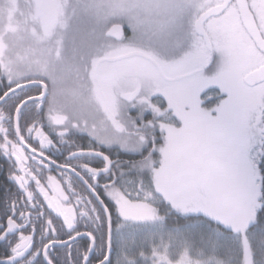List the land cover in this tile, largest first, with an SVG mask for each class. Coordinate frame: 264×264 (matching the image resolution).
Instances as JSON below:
<instances>
[{"label": "snow or ice", "instance_id": "1", "mask_svg": "<svg viewBox=\"0 0 264 264\" xmlns=\"http://www.w3.org/2000/svg\"><path fill=\"white\" fill-rule=\"evenodd\" d=\"M44 4L71 33L0 54V264H264V0Z\"/></svg>", "mask_w": 264, "mask_h": 264}, {"label": "rangeland", "instance_id": "2", "mask_svg": "<svg viewBox=\"0 0 264 264\" xmlns=\"http://www.w3.org/2000/svg\"><path fill=\"white\" fill-rule=\"evenodd\" d=\"M19 1L20 0H0V31L2 32L0 35V54L12 57H22L27 55L32 49L30 46L33 47V45L29 43V37L25 32L26 28L32 35H36V37L43 32L45 24L49 26L51 32L50 38L59 32L58 30L56 32L58 27H61L62 32L65 31L63 24L68 25L67 31L70 32L72 21L75 20L72 15L71 8H48L45 7L44 0H27L28 2H31L30 6L32 7V12L29 13L31 9L28 7L30 10H21L17 13L16 10H19ZM69 2L70 0H55V3L58 5L67 4ZM57 11L61 13V23L56 24L55 28L52 29L51 26ZM16 14L19 15L17 17H19L18 19L21 23V28H17V26L13 23ZM21 15H23L25 19H21ZM31 25H33L32 28L30 27ZM5 38H8V40H5ZM13 39L15 41H11ZM13 43H17L19 45V49L12 46ZM171 251L173 252H171L172 258L175 260L180 250L172 247Z\"/></svg>", "mask_w": 264, "mask_h": 264}, {"label": "trees", "instance_id": "3", "mask_svg": "<svg viewBox=\"0 0 264 264\" xmlns=\"http://www.w3.org/2000/svg\"><path fill=\"white\" fill-rule=\"evenodd\" d=\"M2 1H5V0H2ZM19 2H20V3L18 4V6H19L18 9H19V10H16L17 13H19L21 10H23V11H27L26 9H29V8L31 9V10L29 9V10H30L29 13L32 12V7L30 6V3H29L27 0H20ZM28 7H29V8H28ZM17 16H19V15L16 14L13 23L17 26V28H21V27H20L21 23L19 22V19H18L19 17H17ZM20 18H21V19H22V18L25 19L23 15H21ZM26 20H27V19H26ZM63 20H66V19H63ZM67 20H68V19H67ZM75 23H76L75 20L72 21V24H71V28H70V32H69V34L71 33L72 26H73ZM2 25H3V27H4L3 22H2ZM32 26H33V25H31L30 27L32 28ZM57 30H58L59 32H58L57 34L53 35V36L50 38L49 43H55L56 40L58 39V34L62 33L61 27H58V28L56 29V32H57ZM25 32L27 33V35H28V37H29V43H31V44L33 45V47H35V46H36V42H37V37H36V35H32V34L28 31L27 28H26ZM25 32H24V33H25ZM1 33H2V32L0 31V35H1ZM30 38H31V40H30ZM5 40H8V38H5ZM11 41H15V40L13 39V40H11ZM65 43L67 44V41H65ZM12 46H15V47H17V49H19V45H18L17 43H13ZM12 46H11V47H12ZM11 47H10V48H11ZM33 47L30 46V48H33ZM68 86H69V87H72L71 83H70ZM172 247H173L174 249H177V250H180V251H181V247H180V245L177 244V243H174ZM170 252H172L171 249H170ZM172 253H173V252H172ZM176 253H177V251H176ZM174 254H175V253H174Z\"/></svg>", "mask_w": 264, "mask_h": 264}, {"label": "flooded vegetation", "instance_id": "4", "mask_svg": "<svg viewBox=\"0 0 264 264\" xmlns=\"http://www.w3.org/2000/svg\"><path fill=\"white\" fill-rule=\"evenodd\" d=\"M30 5H31V2L29 1ZM4 179V176H3V173H0V180H3Z\"/></svg>", "mask_w": 264, "mask_h": 264}]
</instances>
